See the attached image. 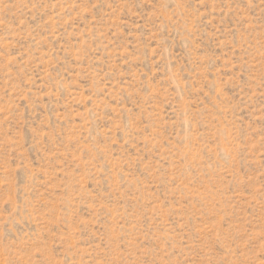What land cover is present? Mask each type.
<instances>
[{
    "label": "rangeland",
    "instance_id": "obj_1",
    "mask_svg": "<svg viewBox=\"0 0 264 264\" xmlns=\"http://www.w3.org/2000/svg\"><path fill=\"white\" fill-rule=\"evenodd\" d=\"M0 264H264V0H0Z\"/></svg>",
    "mask_w": 264,
    "mask_h": 264
}]
</instances>
